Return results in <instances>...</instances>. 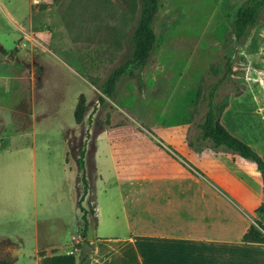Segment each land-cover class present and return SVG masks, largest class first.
<instances>
[{"label": "crops", "instance_id": "1", "mask_svg": "<svg viewBox=\"0 0 264 264\" xmlns=\"http://www.w3.org/2000/svg\"><path fill=\"white\" fill-rule=\"evenodd\" d=\"M44 53L29 60L14 56L15 64L26 65L31 76L32 121L35 107L48 100L49 65L42 59ZM150 75L152 71L145 76L141 92L128 83L115 97L148 135L118 120L92 137L85 117L81 124L69 127L57 123L59 137L42 142L45 150L39 157L29 120L20 130L31 127V145L0 152V238L16 244L12 264L80 263L75 244L58 239L53 225L72 227L74 215L77 224L81 219L78 203L83 188L77 166L81 148L85 176L89 173L94 180L108 176L119 192V200L108 202L107 207L98 208L94 202L97 217L84 237L92 246L89 256L82 258L85 264H264V244L243 241L251 226L264 223V212L259 210L264 203L260 172L238 156L190 150L187 119L192 90L161 89ZM170 95L176 97L170 100ZM90 102L85 96L87 107ZM248 111L228 103L220 123L264 161L258 128L252 121L242 124L240 120L264 116L257 107L251 116ZM80 129L87 136L78 135ZM77 136H81L78 141ZM86 181V194L91 195L93 187ZM24 225L31 231L28 251L20 230ZM39 251L44 255L39 256Z\"/></svg>", "mask_w": 264, "mask_h": 264}, {"label": "rangeland", "instance_id": "2", "mask_svg": "<svg viewBox=\"0 0 264 264\" xmlns=\"http://www.w3.org/2000/svg\"><path fill=\"white\" fill-rule=\"evenodd\" d=\"M245 1L159 0L154 22L156 48L141 77L144 87L145 76L152 71L150 77L154 86L160 83L161 89L173 91L181 87L182 90H192L187 136L194 138L200 134L197 125L206 105L202 100V89L223 74L224 56L233 42L234 15ZM138 13V0H0V152L31 145L32 141V135H28L31 127L28 131L20 130L29 120L32 121L29 118L33 106L31 76L26 65L8 60V54L29 60L32 55L45 52L42 59L49 65L48 100L35 107L32 121L39 157L45 150L40 144L48 138L59 137L61 130H57V123L65 127L75 123L74 111L80 95L91 100L85 117L86 130L92 126V137L118 120H126L141 133L149 134L115 102L117 90L122 91L128 83L134 84L138 92L142 91L136 87V76L120 79L111 100L105 99L101 103L98 99L99 85L130 53L129 38ZM47 49L50 53H46ZM153 79L157 80L154 82ZM175 97L170 95L167 98L173 100ZM38 98L43 99L41 96ZM228 103L246 107L250 116L253 107H257L261 111L259 115L264 116V13L244 43L237 47L233 75L223 83L215 106L219 109ZM240 120L242 124L254 122L253 127L258 128L259 138L264 142V119L257 116ZM224 122L230 126L227 120ZM87 131L85 134L81 129L77 132L87 136ZM81 136H77L76 141ZM3 137L7 139L3 140ZM37 173L39 182L41 167ZM88 174L86 180L93 190L91 188V195L86 194L79 201L83 209L92 210L95 204L98 208L107 207L108 202L119 200V192L110 177L94 180ZM74 216L72 227L54 224V235L58 239H66L67 244H75L82 259L89 256L92 246H87L83 238L81 219L77 224ZM88 217L92 229V215ZM20 230L25 236V251H28L31 231L28 225ZM42 232L46 235L44 230ZM41 242L44 243L43 240Z\"/></svg>", "mask_w": 264, "mask_h": 264}, {"label": "trees", "instance_id": "3", "mask_svg": "<svg viewBox=\"0 0 264 264\" xmlns=\"http://www.w3.org/2000/svg\"><path fill=\"white\" fill-rule=\"evenodd\" d=\"M139 13L133 32L130 35V53L125 60L120 63L109 74L107 79L99 85V100L101 103L105 99L111 100L115 94L116 86L123 77L136 76V87L139 90L144 88V79L141 77L144 70L151 63L155 48L156 38L154 33V22L159 10V0H138ZM264 13V0H246L239 6L234 15L233 22V42L224 56V71L220 78L206 85L203 90L202 100L206 102L205 113L197 125L200 134L192 138L187 136V145L190 150L201 153L204 150H211L216 153H224L238 156L243 160L253 164L260 172L263 193H264V161L262 158L246 143L232 136L220 123V115L225 107L217 109L216 99L223 83L233 75V66L237 56V47L244 43L249 32L260 21ZM14 55V54H13ZM200 92V90H199ZM240 92V90H238ZM87 113L85 98L80 95L74 111L76 124H81ZM91 117H89V121ZM108 124V120H106ZM98 126L100 123L95 122ZM101 127V126H100ZM84 149H79L77 166L79 170L80 184L83 188V196L87 193V181L84 166ZM78 209L81 212V221L83 223L81 233L86 237L89 229V217L92 215L93 225L96 223V214L94 209H83L78 203ZM264 212V203L259 209ZM244 242L264 244V223H258L257 226H251L243 236ZM16 248V244L9 239L0 240V264H12L14 258L10 251ZM39 256L44 252L39 251ZM79 264H85V259H81Z\"/></svg>", "mask_w": 264, "mask_h": 264}, {"label": "water", "instance_id": "4", "mask_svg": "<svg viewBox=\"0 0 264 264\" xmlns=\"http://www.w3.org/2000/svg\"><path fill=\"white\" fill-rule=\"evenodd\" d=\"M2 50V48L0 47V51ZM7 59L8 60H15V57H14V55L13 54H8L7 55Z\"/></svg>", "mask_w": 264, "mask_h": 264}]
</instances>
